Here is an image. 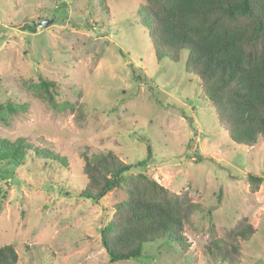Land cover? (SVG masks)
Listing matches in <instances>:
<instances>
[{
  "label": "rangeland",
  "instance_id": "obj_1",
  "mask_svg": "<svg viewBox=\"0 0 264 264\" xmlns=\"http://www.w3.org/2000/svg\"><path fill=\"white\" fill-rule=\"evenodd\" d=\"M142 3L0 0V105L18 109L0 119V138L25 137L68 161H0V247L15 246L19 264H111L100 232L126 191L79 196L85 155L108 152L198 205L185 251L155 242L118 264H220L206 246L244 218L256 233L239 264H264V181L253 191L248 180L264 178V140L234 142L185 60L158 61ZM42 80L55 83L57 108L39 98Z\"/></svg>",
  "mask_w": 264,
  "mask_h": 264
},
{
  "label": "trees",
  "instance_id": "obj_2",
  "mask_svg": "<svg viewBox=\"0 0 264 264\" xmlns=\"http://www.w3.org/2000/svg\"><path fill=\"white\" fill-rule=\"evenodd\" d=\"M106 5L107 0H98ZM144 3V6H143ZM143 26L150 34L158 61L178 63L193 74L202 95L215 109L221 127L243 145L264 140V0H143ZM85 29L90 22H87ZM36 26L29 27L32 33ZM54 82L42 80L39 98L57 108ZM12 103L0 105V119L16 114ZM29 153L68 169V161L50 149L36 147L29 139L0 138V161L23 165ZM152 159L148 148V161ZM86 187L79 196L99 202L123 189L127 199L114 207L100 232L102 247L111 264L143 255L144 246L164 242L187 248L185 227L198 211L189 194H175L146 173H133L113 152L84 157ZM138 163L137 167L143 166ZM253 191L263 177L249 175ZM220 199V198H219ZM221 201V199H220ZM256 229L247 218L228 231L227 240L214 239L206 246L210 259L220 264H239L241 244ZM13 245L0 247V264H19Z\"/></svg>",
  "mask_w": 264,
  "mask_h": 264
},
{
  "label": "water",
  "instance_id": "obj_3",
  "mask_svg": "<svg viewBox=\"0 0 264 264\" xmlns=\"http://www.w3.org/2000/svg\"><path fill=\"white\" fill-rule=\"evenodd\" d=\"M52 23H53V20H46V21H43L41 24H39V27L40 28H46Z\"/></svg>",
  "mask_w": 264,
  "mask_h": 264
}]
</instances>
